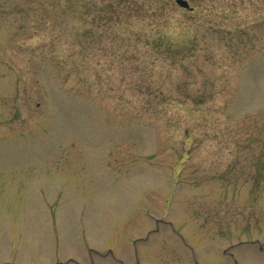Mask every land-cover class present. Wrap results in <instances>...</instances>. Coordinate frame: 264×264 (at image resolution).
Segmentation results:
<instances>
[{
    "label": "rangeland",
    "instance_id": "obj_1",
    "mask_svg": "<svg viewBox=\"0 0 264 264\" xmlns=\"http://www.w3.org/2000/svg\"><path fill=\"white\" fill-rule=\"evenodd\" d=\"M88 1L0 0V264H264V0Z\"/></svg>",
    "mask_w": 264,
    "mask_h": 264
},
{
    "label": "trees",
    "instance_id": "obj_2",
    "mask_svg": "<svg viewBox=\"0 0 264 264\" xmlns=\"http://www.w3.org/2000/svg\"><path fill=\"white\" fill-rule=\"evenodd\" d=\"M126 4V3H125ZM87 10H91L93 7H98L99 8V2L96 4V3H93L92 1H88V2H85V4L83 5ZM110 9H113L114 12H115V7H112V6H108ZM112 7V8H111ZM124 9H127L128 12H134V14L137 12V9L134 5V3L130 0V1H127V4L125 5ZM111 13H113L112 10H110ZM94 15H96V20H98L97 22H99V9L98 11H96L95 13H92ZM117 17H119V15H117ZM95 20V19H93ZM110 21V20H109ZM165 36H163L162 38H164ZM167 37V36H166ZM183 45H179V47H181ZM172 49H174V47L171 46Z\"/></svg>",
    "mask_w": 264,
    "mask_h": 264
},
{
    "label": "water",
    "instance_id": "obj_3",
    "mask_svg": "<svg viewBox=\"0 0 264 264\" xmlns=\"http://www.w3.org/2000/svg\"><path fill=\"white\" fill-rule=\"evenodd\" d=\"M178 6L182 8H189L188 3L186 0H175Z\"/></svg>",
    "mask_w": 264,
    "mask_h": 264
},
{
    "label": "flooded vegetation",
    "instance_id": "obj_4",
    "mask_svg": "<svg viewBox=\"0 0 264 264\" xmlns=\"http://www.w3.org/2000/svg\"><path fill=\"white\" fill-rule=\"evenodd\" d=\"M187 2L189 3V1L187 0ZM190 5V4H189Z\"/></svg>",
    "mask_w": 264,
    "mask_h": 264
}]
</instances>
